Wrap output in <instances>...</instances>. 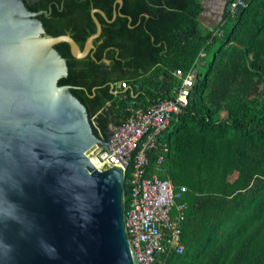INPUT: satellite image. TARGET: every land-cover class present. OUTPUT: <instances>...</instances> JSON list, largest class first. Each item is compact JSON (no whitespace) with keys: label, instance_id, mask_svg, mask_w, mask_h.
<instances>
[{"label":"trees","instance_id":"trees-1","mask_svg":"<svg viewBox=\"0 0 264 264\" xmlns=\"http://www.w3.org/2000/svg\"><path fill=\"white\" fill-rule=\"evenodd\" d=\"M24 2L30 11L48 12L51 4L49 13L38 18L53 36L68 32V23L77 28L86 25V36L95 30L91 7L101 9L110 20L113 4L116 8L119 4L117 0ZM119 9L132 17V28L120 15L108 21L95 13L101 33L94 43L104 39L101 48L111 62L109 68L95 62L98 57L93 53L76 60L82 68L75 69L69 46L61 41L54 47L66 59L68 72L58 83L75 86L70 91L104 133L110 122L116 126L130 115L131 101L134 107L144 108L171 96L180 82L173 71L180 68L185 74L198 58L208 60L213 41L223 36L221 44L233 42L229 56L220 45L212 51L205 69L196 74L186 105L171 116L159 136L167 147L163 159L172 156L175 142L181 153L193 150L181 170L165 166L158 174L161 178L170 175L176 187L185 184L182 197L188 204L181 231L182 252L171 251L160 258L161 264H190L182 259L190 252L198 264H264V86L259 88L264 84V0H249L233 18L225 8L222 35L214 40L211 30L200 27L197 20V0H122ZM75 35L70 33L81 45L83 37L80 41ZM202 51L205 56L200 55ZM248 51L251 57L247 61ZM122 80L127 87L115 89V83ZM221 111L226 113L224 117ZM185 136L188 141H181ZM170 145L174 146L172 152ZM157 152L149 155L147 174L155 171ZM232 172L236 176L228 180ZM127 190L124 181V196ZM221 223L223 229H217L199 248V229Z\"/></svg>","mask_w":264,"mask_h":264},{"label":"water","instance_id":"water-1","mask_svg":"<svg viewBox=\"0 0 264 264\" xmlns=\"http://www.w3.org/2000/svg\"><path fill=\"white\" fill-rule=\"evenodd\" d=\"M93 10L96 31L80 50L22 0H0V264H138L123 227L124 166L98 170L87 157L110 131L95 135L58 83L67 66L54 45L85 55L100 32Z\"/></svg>","mask_w":264,"mask_h":264},{"label":"built area","instance_id":"built-area-1","mask_svg":"<svg viewBox=\"0 0 264 264\" xmlns=\"http://www.w3.org/2000/svg\"><path fill=\"white\" fill-rule=\"evenodd\" d=\"M249 0H229L227 14L235 17L240 9L248 6ZM223 21L211 30L210 39L222 32ZM209 39V40H210ZM180 82L173 87L171 96L158 98L144 108L134 107L130 102V115L110 130L107 147H101L88 159L98 170L106 161L109 166L123 168L122 199L123 227L127 242L138 264H160V255L183 250L181 242L182 224L188 204L183 200L184 185L176 187L169 177L161 178L156 172L147 174L149 155L158 149L155 167L163 160L167 150L159 142L161 132L168 126L171 116L187 103L194 83V65L183 74L180 68L173 71ZM127 87L125 80L115 83V89ZM92 120V118H91ZM98 137L103 132L92 120ZM128 190L123 193V182Z\"/></svg>","mask_w":264,"mask_h":264},{"label":"rangeland","instance_id":"rangeland-1","mask_svg":"<svg viewBox=\"0 0 264 264\" xmlns=\"http://www.w3.org/2000/svg\"><path fill=\"white\" fill-rule=\"evenodd\" d=\"M221 35H222V32L220 33V35H218L217 37L213 38V40L216 39V38H220ZM222 39H223V36L221 37V39H218V40L213 41V44L210 46V57H211L212 51H214L219 45L222 47L221 50L225 49V53L224 54L226 56H229L230 55V53H231V47L233 46V42H231L230 45L229 44H226L225 42H223L221 44ZM203 53L204 54H200V55L201 56H205V53L206 52H203ZM210 57L208 58V60L210 59ZM250 57H251V52L248 51L247 54H246V56H245V58L248 61ZM208 60L203 61V59H201V58H198L197 59V61L195 63V67H194V72H195L194 81H195V77H196L197 72L199 70L200 71H203L205 69L206 63H207ZM220 60H221L220 62H222V60H223L222 59V55L220 56ZM263 83H264V79H263ZM260 86L262 87V86H264V84L263 85L260 84L259 85V88H261ZM225 115H226V113L224 111H221L220 112V116L221 117H224ZM92 120H94V118H92ZM187 138H188L187 136L180 137V140L185 142L186 140L188 141ZM170 146H171V148H169V152H172V150L174 149V146H176L175 147L176 149L173 150V153H172V156L171 157H170V155L168 157H166V158L164 157V159L159 163L158 169H155V171H154L157 174H162L161 172H164L166 167H168L169 169L175 167L177 170L178 169L181 170V164L184 163V160L186 159V156H188L189 154H192L193 153V150L192 149L188 150L189 152L188 153L186 152L187 154L181 153L180 152V148L178 147V146H180L179 145V142L178 143L175 142L173 147H172V145H170ZM184 149L187 150L188 148L185 147ZM199 163L200 164H203L202 160H200ZM235 176H236V172H232L226 178L228 180H232ZM167 177H169L171 180H173L170 175H167ZM223 227H224V224L221 223L217 227H212V229H210V228H201V229H199V235L196 237L197 246L199 248H202L204 246V244H205V240L207 238L213 237L215 235V231L217 229H223ZM183 245H184V243H183ZM183 253H184V251H183ZM185 253L186 254H184V256L182 257V259L185 262H190V264H198V262L196 261V258H195V254H192L190 252H185ZM161 263L162 262L160 261V264Z\"/></svg>","mask_w":264,"mask_h":264},{"label":"flooded vegetation","instance_id":"flooded-vegetation-1","mask_svg":"<svg viewBox=\"0 0 264 264\" xmlns=\"http://www.w3.org/2000/svg\"><path fill=\"white\" fill-rule=\"evenodd\" d=\"M23 2L24 1H26V2H28L29 4H34L37 0H22ZM25 3V2H24ZM122 5V1H121V3H119L118 4V7L116 8V6H115V4H113V6H112V13H111V18H110V20H108V18H107V16H106V14L101 10V9H99V8H97V7H91L90 8V16H91V18H92V14H91V10H93V14H94V16L96 17V15H95V13H97V14H100L105 20H108V21H112V20H114V18L117 16V15H120L121 17H124V18H126L127 19V26L129 27V28H132L133 27V25L130 23V21L132 20V17L127 13V14H125V13H122L121 12V10L119 9V6H121ZM48 12H47V10H45V9H39V10H35V11H32V12H38V15L36 16L37 18H38V16L40 15V14H42V13H44V14H48L49 13V11L51 10V4H49L48 5ZM96 9V10H95ZM61 10V9H60ZM113 10H115L116 11V14H115V16L112 18V15H113ZM101 11L104 13V15L101 13ZM147 15V14H146ZM97 18V17H96ZM39 19V18H38ZM40 20V19H39ZM97 20H98V18H97ZM41 21V20H40ZM92 21H93V18H92ZM99 21V20H98ZM93 23H94V21H93ZM100 23V22H99ZM94 26H95V23H94ZM68 28H67V31L69 32H66V33H63V34H68V35H70V33H74V35L76 36V37H78L79 39H80V41H81V38L83 37V39H82V44L81 45H79L75 40V42L77 43V45H78V47H79V49L80 50H82L83 49V47H84V43H85V40L90 36V35H92L93 33H95V31H96V27H95V30H94V32H91L90 34H87L86 36L85 35H83V33H85L86 32V30L88 29L87 28V26L86 25H82V26H80V27H75V25L74 24H69L68 23V26H67ZM100 33H101V24H100V32H99V34L97 35V36H95L92 40H91V47L88 49V51H87V53L85 54V55H83V56H81V57H74L71 53V58H72V60L73 61H75V64H76V67H75V69H81L82 68V65L78 62V61H76V60H81V59H84V58H88V55L89 56H93V53L98 57V59L95 61V62H97L98 64H100V63H103V64H105V67H107V68H109V66H110V60L108 59V58H106V52H105V50H103V48H101V45L103 44V41H104V39H102V38H99L98 39V41H97V43H96V45H95V43H94V40L95 39H97L99 36H100ZM118 41L122 44V39H120L121 37H122V35L121 34H119L118 36ZM102 49V52L99 54V52L98 51H100ZM70 52V51H69ZM77 62V63H76ZM89 62V61H88ZM65 63H66V59H65ZM66 66H67V64H66ZM99 68H101V69H103V66L101 65ZM67 72H68V66H67ZM67 76V75H66ZM65 77V76H64ZM62 78V77H61ZM60 78V79H61ZM65 84H67V83H65ZM67 85H70L71 87H75V86H73V85H71V84H67ZM112 85V84H111ZM113 86V85H112ZM91 119H90V123H91ZM92 124V123H91ZM114 127V124H113V122H110L107 126H106V129L104 130V132H106V131H110L112 128Z\"/></svg>","mask_w":264,"mask_h":264},{"label":"crops","instance_id":"crops-1","mask_svg":"<svg viewBox=\"0 0 264 264\" xmlns=\"http://www.w3.org/2000/svg\"><path fill=\"white\" fill-rule=\"evenodd\" d=\"M197 2L200 6L197 16L200 27L212 30L223 21L227 0H197Z\"/></svg>","mask_w":264,"mask_h":264},{"label":"bare ground","instance_id":"bare-ground-1","mask_svg":"<svg viewBox=\"0 0 264 264\" xmlns=\"http://www.w3.org/2000/svg\"><path fill=\"white\" fill-rule=\"evenodd\" d=\"M202 54H204V53H202Z\"/></svg>","mask_w":264,"mask_h":264}]
</instances>
